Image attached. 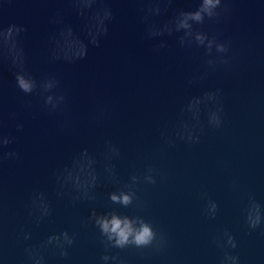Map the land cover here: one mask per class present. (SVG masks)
I'll return each mask as SVG.
<instances>
[{
    "label": "clouds",
    "instance_id": "clouds-1",
    "mask_svg": "<svg viewBox=\"0 0 264 264\" xmlns=\"http://www.w3.org/2000/svg\"><path fill=\"white\" fill-rule=\"evenodd\" d=\"M16 0H0V85L5 69L14 78L15 88L25 97H36L40 111L59 118L58 134L68 130L67 117L72 107V96L63 86L61 78L54 72L34 75L29 69L26 39L28 28L17 22L4 23L9 6ZM43 3L55 2L62 5L54 9L49 17L52 30L45 38L46 58L49 64L74 65L85 60L90 48H99L109 36L116 19L114 0H41ZM145 5L140 11L143 27L142 39L151 43L149 51L159 53L168 47L167 38H175L179 49L196 48L202 50L204 71L190 75L186 85L191 87L206 80L211 73L221 68L228 70L233 64L232 40L222 38L219 31H210L209 26L220 25L229 19L235 9L234 0H197L194 9H172L175 0H142ZM172 14L169 16V10ZM79 20L74 27L68 17ZM167 17L165 19H161ZM73 41V52L67 54L68 38ZM0 90V108H2ZM26 112L36 119L38 113L31 102L23 105ZM93 119L103 123L110 117V111L103 104L94 106ZM224 90L220 87L203 90L190 96L179 108L175 121L159 132L162 149H174L184 145L191 149L202 143L209 131H220L226 125ZM16 119V113L9 114ZM24 122L17 120L15 132L23 133ZM16 136L5 131L0 117V213H2V173L9 163H18L22 154L13 147ZM119 146L110 138L105 139L101 152L102 159L82 147L60 168L52 172L56 185V195H71L72 205L87 202L94 205L97 189L111 184L114 190L108 192L104 210L90 207L88 216L82 221L84 226H92L98 233V243L103 251L99 264H124L119 253L109 254L111 250L135 249L151 254L165 253L170 247V236L147 217L149 202L139 195L142 187L158 186L165 182L166 174L153 163H145L142 169L131 171L127 180H122L116 162L121 159ZM230 187L235 191L237 182ZM203 206L201 214L208 219H216L219 204L206 191L201 192ZM121 209H131L132 214ZM28 216L36 225L45 222L52 215L51 203L47 194L34 190L26 203ZM244 225L251 235L257 229L264 233V204L255 196L249 195L242 212ZM32 240V233L22 231L18 243ZM76 243L75 233L67 229L48 235L33 244H24L22 264H49L50 257L66 260L69 249ZM211 243L219 250L218 264H243L236 237L227 228L211 238ZM4 257L3 232L0 229V259Z\"/></svg>",
    "mask_w": 264,
    "mask_h": 264
}]
</instances>
